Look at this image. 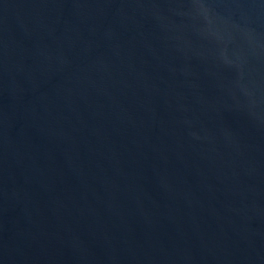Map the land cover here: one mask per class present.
I'll use <instances>...</instances> for the list:
<instances>
[{
	"label": "water",
	"instance_id": "water-1",
	"mask_svg": "<svg viewBox=\"0 0 264 264\" xmlns=\"http://www.w3.org/2000/svg\"><path fill=\"white\" fill-rule=\"evenodd\" d=\"M0 264H264V0H0Z\"/></svg>",
	"mask_w": 264,
	"mask_h": 264
}]
</instances>
